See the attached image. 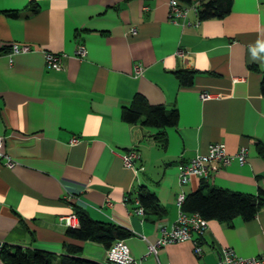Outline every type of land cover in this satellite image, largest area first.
Returning a JSON list of instances; mask_svg holds the SVG:
<instances>
[{
  "label": "crops",
  "instance_id": "crops-1",
  "mask_svg": "<svg viewBox=\"0 0 264 264\" xmlns=\"http://www.w3.org/2000/svg\"><path fill=\"white\" fill-rule=\"evenodd\" d=\"M170 1L0 0V134L16 162L0 161V240L9 250L44 249L57 262L66 243H78L82 256L112 264L102 243L67 236L61 216L78 204L131 229L125 240L141 264H215L227 247L264 255V204L249 220L210 219L194 235L202 256L194 240L149 253L161 225L175 224L178 196L204 180L182 183L179 164L213 142L229 153L246 147L247 161L214 162L204 181L256 196L264 189V0H233L226 16L205 20L190 8L192 24L170 19ZM13 43L31 50L11 54ZM79 44L88 50L83 58ZM46 51L61 54L64 67L49 68ZM181 69L195 72L191 83H181ZM137 94L178 108L166 147L156 127L124 119ZM130 148L140 154L132 167L122 159ZM140 187L157 194L160 212L135 211L136 200L126 198Z\"/></svg>",
  "mask_w": 264,
  "mask_h": 264
},
{
  "label": "trees",
  "instance_id": "trees-1",
  "mask_svg": "<svg viewBox=\"0 0 264 264\" xmlns=\"http://www.w3.org/2000/svg\"><path fill=\"white\" fill-rule=\"evenodd\" d=\"M181 4L192 5L195 0H179ZM233 0H199L198 15L201 20L222 18L226 16L232 7ZM194 71L178 70L176 72L181 83L188 84L193 81ZM261 90L264 94V78L261 82ZM125 120L135 123L142 121L146 126L156 127L157 140L165 147L167 145L166 129L175 126L179 122L178 108L168 110L163 104H150L142 94H137L135 104L126 107L123 111ZM264 154V148L260 147ZM139 199L146 210L160 212L158 196L140 187L135 195H128V202L135 203ZM264 204V189L260 188L259 194H245L217 186H211L207 181L186 195L183 209L187 212H200L208 220L218 219L231 221L237 216L249 220L255 217L259 208ZM73 213L78 216L79 226H69L67 236L80 241L91 240L102 243L108 249L118 239H127L134 233L128 227L113 221H101L93 218L83 207L73 205ZM66 253L55 262L56 255L44 250L33 249L16 251L9 250L6 246L0 256V264H103L99 261L86 258L81 255L83 246L78 243H66Z\"/></svg>",
  "mask_w": 264,
  "mask_h": 264
},
{
  "label": "built area",
  "instance_id": "built-area-1",
  "mask_svg": "<svg viewBox=\"0 0 264 264\" xmlns=\"http://www.w3.org/2000/svg\"><path fill=\"white\" fill-rule=\"evenodd\" d=\"M193 8L198 13V4L192 5L181 4L179 0L170 1L169 17L174 22H185L186 24H192L187 19L188 10ZM31 50V46L28 44L13 43L11 54L19 52H27ZM88 50L85 44H79L77 55L83 58L87 55ZM178 54L183 58H189L190 54L186 50H179ZM45 61L49 68L62 69L64 67L63 56L61 54L46 51ZM143 66L141 64L136 65V71L141 72ZM203 98H209L212 95L210 93H203ZM5 136L0 134V161L5 160V164L9 167H14L15 160L5 150ZM78 138L74 137L73 141ZM247 149L242 147L235 153H229L225 142L217 141L210 144L206 153L197 154L188 162H182L179 164V176L182 183H188L193 176H197L201 179L208 180L212 174V164L214 162L226 165L237 159L241 163L247 161ZM140 158V154L136 148H130L122 153V159L125 166L132 167L135 162ZM185 194H180L177 198V205L179 207V213L175 224L172 228L168 229L166 225H161V237L154 243L149 245V253L157 254L159 249L168 243L180 242L186 240H194V235H202L209 226V220L203 216L200 212H187L183 209L185 201ZM69 198V196H68ZM128 200V198H126ZM135 211L139 214L144 213V207L140 200L136 199ZM67 226L77 227L79 226V219L75 213L61 216ZM196 254L202 256L204 253L203 246L195 239ZM5 248V244L0 240V256ZM106 259L112 264H141L139 260L132 254L130 246L125 239L116 240L113 245L107 249ZM167 264H171L170 262ZM215 264H264V255L256 256H241L232 247L224 249L221 258Z\"/></svg>",
  "mask_w": 264,
  "mask_h": 264
},
{
  "label": "clouds",
  "instance_id": "clouds-1",
  "mask_svg": "<svg viewBox=\"0 0 264 264\" xmlns=\"http://www.w3.org/2000/svg\"><path fill=\"white\" fill-rule=\"evenodd\" d=\"M262 50H264V47H262Z\"/></svg>",
  "mask_w": 264,
  "mask_h": 264
}]
</instances>
